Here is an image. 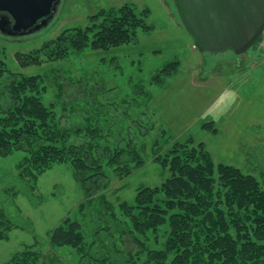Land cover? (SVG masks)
<instances>
[{
	"label": "rangeland",
	"instance_id": "rangeland-1",
	"mask_svg": "<svg viewBox=\"0 0 264 264\" xmlns=\"http://www.w3.org/2000/svg\"><path fill=\"white\" fill-rule=\"evenodd\" d=\"M126 4L143 13L147 10L149 32L139 30L132 43L108 50L75 52L62 43L55 55L57 48L51 43L62 34L72 36L75 29L90 27V17L99 11ZM263 43L264 37L239 56L233 51L200 53L182 27L172 0H61L53 20L39 32L23 37L0 33V62L5 65L0 76V109L7 107L4 96L13 75L42 76L47 88L41 101L55 113L59 127L72 133L69 145L99 147L92 153L108 179L106 199L116 212L121 204L133 206L141 188L160 187L169 177L161 162L174 143H203L215 165L234 166L254 176L264 190ZM40 49L38 65L22 68L16 62L17 54ZM175 60L181 63L179 72L164 80L162 87L152 84V77ZM55 75L62 79L56 81ZM66 77L67 84L77 82L75 89L71 96L58 100L55 83L65 82ZM76 89L82 96L87 93L85 100L79 92L75 98L71 92ZM95 91L99 94L92 101L98 107H84ZM205 124L216 133L203 128ZM78 129L82 133L76 136L73 132ZM95 129L97 138L92 140L89 135ZM24 157L22 151L0 156V232L7 235L0 240V264L10 262L26 247L40 253L38 264L46 259L49 264L122 262L124 258L116 252L121 246L119 233L101 256L95 248L84 255L67 246L48 247L49 232L67 218L75 219L84 194L69 163L53 165L33 186L30 177L18 169ZM12 223L20 228L5 231ZM167 230L160 227L139 240L148 250H163ZM125 249L136 247L128 239ZM106 257L104 262L97 260ZM145 261L146 254L138 264Z\"/></svg>",
	"mask_w": 264,
	"mask_h": 264
},
{
	"label": "trees",
	"instance_id": "trees-1",
	"mask_svg": "<svg viewBox=\"0 0 264 264\" xmlns=\"http://www.w3.org/2000/svg\"><path fill=\"white\" fill-rule=\"evenodd\" d=\"M144 11L129 4L101 10L90 17V27L75 29L72 36L62 34L51 43L57 48L55 55L60 53L62 43H67L75 52L86 48L108 50L132 43L139 30L151 29L147 24V10ZM42 51L17 54L16 62L22 68L38 65L37 54ZM4 66L0 62V76ZM180 67L178 60L166 63L152 77V84L162 87L164 80L177 74ZM60 78L61 75H55L56 81ZM68 78L55 83L58 100L71 96L70 91L75 89L77 82L67 84ZM45 84L40 75H13L4 96L7 107L0 109V156L24 152L18 169L30 177L33 186L37 177L53 165L69 163L72 166L84 201L79 204L74 220L67 218L49 232V248L67 246L84 255L88 250L91 254L95 248V254L101 256L108 249L110 239L119 233L121 246L116 252L124 259L122 262L114 259L115 264H138L144 254V264H264V190L254 176L234 166L215 165L203 143L196 146L193 141L174 143L161 162L168 168L169 177L160 187L141 188L133 206L121 204L116 212L106 199L108 179L100 160L92 153L99 147L91 143L69 145L72 133L59 127L55 113L41 101L40 95L47 88ZM78 92L76 89L71 93L76 98ZM97 94L95 91L94 98L86 100L84 107L96 109L98 106L92 99ZM79 95L82 96L80 92ZM86 95L84 91L82 100ZM203 128L216 133L210 124ZM81 133V129L73 132L76 136ZM96 134L97 129L90 133V139L95 140ZM129 173L126 170L125 174ZM118 212L121 218H117ZM7 225L5 231L20 228L14 223ZM163 226L168 229L163 250L144 248L139 237L155 233ZM4 233L0 232V240L7 239ZM128 239L135 244V250L126 251ZM39 259L38 251L26 247L6 264H38ZM106 259L97 258L103 262ZM47 260L44 264H49Z\"/></svg>",
	"mask_w": 264,
	"mask_h": 264
},
{
	"label": "water",
	"instance_id": "water-1",
	"mask_svg": "<svg viewBox=\"0 0 264 264\" xmlns=\"http://www.w3.org/2000/svg\"><path fill=\"white\" fill-rule=\"evenodd\" d=\"M61 0H0V33L23 37L53 20ZM200 53H246L264 32V0H172Z\"/></svg>",
	"mask_w": 264,
	"mask_h": 264
},
{
	"label": "built area",
	"instance_id": "built-area-1",
	"mask_svg": "<svg viewBox=\"0 0 264 264\" xmlns=\"http://www.w3.org/2000/svg\"><path fill=\"white\" fill-rule=\"evenodd\" d=\"M263 45H264V43H263Z\"/></svg>",
	"mask_w": 264,
	"mask_h": 264
}]
</instances>
